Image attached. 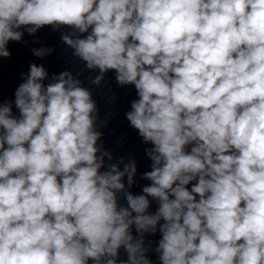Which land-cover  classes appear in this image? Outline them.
<instances>
[{
	"label": "clouds",
	"instance_id": "obj_1",
	"mask_svg": "<svg viewBox=\"0 0 264 264\" xmlns=\"http://www.w3.org/2000/svg\"><path fill=\"white\" fill-rule=\"evenodd\" d=\"M46 26L91 85L134 86L150 183L92 89L31 63L0 98V264H264V0H0V59Z\"/></svg>",
	"mask_w": 264,
	"mask_h": 264
}]
</instances>
